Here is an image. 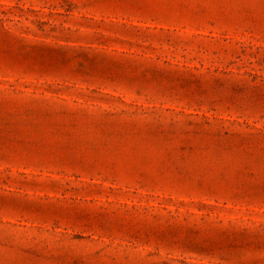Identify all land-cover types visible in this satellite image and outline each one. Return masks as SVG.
<instances>
[{
    "label": "rangeland",
    "instance_id": "1",
    "mask_svg": "<svg viewBox=\"0 0 264 264\" xmlns=\"http://www.w3.org/2000/svg\"><path fill=\"white\" fill-rule=\"evenodd\" d=\"M0 264H264V0H0Z\"/></svg>",
    "mask_w": 264,
    "mask_h": 264
}]
</instances>
